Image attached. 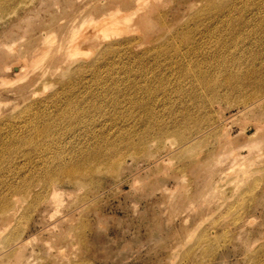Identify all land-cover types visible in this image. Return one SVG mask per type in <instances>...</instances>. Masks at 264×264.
<instances>
[{
	"label": "rangeland",
	"instance_id": "rangeland-1",
	"mask_svg": "<svg viewBox=\"0 0 264 264\" xmlns=\"http://www.w3.org/2000/svg\"><path fill=\"white\" fill-rule=\"evenodd\" d=\"M107 1L0 0V264H264V0Z\"/></svg>",
	"mask_w": 264,
	"mask_h": 264
},
{
	"label": "bare ground",
	"instance_id": "bare-ground-1",
	"mask_svg": "<svg viewBox=\"0 0 264 264\" xmlns=\"http://www.w3.org/2000/svg\"><path fill=\"white\" fill-rule=\"evenodd\" d=\"M114 3V4H113ZM117 3H119V1H113V0H109V1H107L105 4H102L100 7H104L105 8V11H109V13L108 14H112L111 13V11H110V9H112L111 7L113 6V5H116ZM116 10V9H115ZM14 11L15 10H13V13H14ZM114 11V10H113ZM114 12H116V11H114ZM114 14H117V13H114ZM106 16H110V15H106ZM112 16V15H111ZM78 19H79V15H78ZM75 20V19H74ZM114 19H111V20H108V22L110 21H113ZM74 23L76 22V21H73ZM109 22V23H110ZM113 24V23H112ZM100 26H103V25H100ZM77 27H80L79 25L77 26ZM103 28H105V27H103ZM62 49V48H61ZM61 49H60V52H61ZM59 52V54H61ZM231 153H232V151H231ZM233 154V153H232ZM231 155V154H230ZM71 171V170H70ZM70 173V172H69ZM68 173V174H69ZM73 173V172H72ZM74 176V175H73ZM69 178H71L70 179V182L72 183V184H74V185H81V182L80 181H78V179H73V177H69ZM73 179V180H72ZM72 180V181H71ZM5 208H3V210L2 211H0V215H3L4 213H5V211H6V209L4 210ZM17 245H19L20 247L22 246V244L21 243H19V244H17Z\"/></svg>",
	"mask_w": 264,
	"mask_h": 264
}]
</instances>
